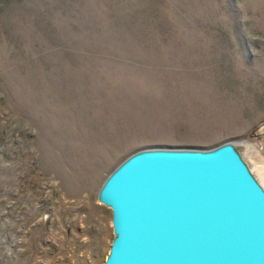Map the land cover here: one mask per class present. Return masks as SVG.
<instances>
[{
  "label": "rangeland",
  "instance_id": "rangeland-1",
  "mask_svg": "<svg viewBox=\"0 0 264 264\" xmlns=\"http://www.w3.org/2000/svg\"><path fill=\"white\" fill-rule=\"evenodd\" d=\"M244 139L262 166L264 0H0V264H101L123 159Z\"/></svg>",
  "mask_w": 264,
  "mask_h": 264
},
{
  "label": "water",
  "instance_id": "water-1",
  "mask_svg": "<svg viewBox=\"0 0 264 264\" xmlns=\"http://www.w3.org/2000/svg\"><path fill=\"white\" fill-rule=\"evenodd\" d=\"M251 144L128 155L97 191L114 234L101 264H264V178Z\"/></svg>",
  "mask_w": 264,
  "mask_h": 264
},
{
  "label": "bare ground",
  "instance_id": "bare-ground-1",
  "mask_svg": "<svg viewBox=\"0 0 264 264\" xmlns=\"http://www.w3.org/2000/svg\"><path fill=\"white\" fill-rule=\"evenodd\" d=\"M260 173L264 178V164L262 166L259 167Z\"/></svg>",
  "mask_w": 264,
  "mask_h": 264
}]
</instances>
